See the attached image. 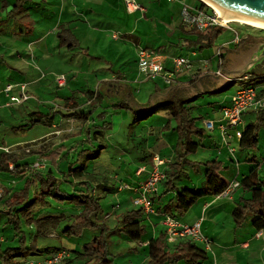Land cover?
<instances>
[{
	"label": "crops",
	"instance_id": "1",
	"mask_svg": "<svg viewBox=\"0 0 264 264\" xmlns=\"http://www.w3.org/2000/svg\"><path fill=\"white\" fill-rule=\"evenodd\" d=\"M14 1L0 0V58L2 50L9 47L10 55L21 61L23 65L29 66V63L25 61L28 55L32 58L42 59L51 57L53 53L58 52L60 54L62 52L61 48L65 47L68 48L72 55L76 54L79 57L89 56L91 59L96 58L98 62H101L100 66L97 67L95 87L81 88L80 90L84 94L82 97L80 96L82 102L67 103L65 107L68 111L70 110L69 112L85 110L91 111V113L97 111L96 108L98 106L104 107L103 109L105 110L97 115V119H102L103 124H93L96 128L94 138L102 146H97L95 150L90 152H93L92 156L99 159L105 150L108 156L103 161L104 164L102 166L108 170H121L126 176L133 177L131 182L126 181L131 186L139 185L141 180L137 175L138 168L140 166L152 168L154 158L157 156L167 159V162L161 166L163 171L169 163L177 159L175 133L170 132L169 128L164 125L162 126L164 132L162 130H159V132L151 130L146 134L143 129L137 131L139 126L138 122H135L136 114L145 112L163 101L192 100L194 110L199 109L200 114L198 116H201L202 120H217L221 117L222 109L230 105L232 95L243 83L257 84L258 81L244 80L246 75L264 74V70L256 73L249 71L255 65L256 60L261 55H264V37L262 35H240L241 41L239 43H232V39L230 45L222 48V53L224 54L222 57L217 56V51L212 55L208 49L200 51L198 47L191 46L189 40L194 39L195 36H191L182 30L188 29L181 22L183 0H137L146 7L145 13L140 11L127 12L123 0H26L19 9L13 11ZM184 1L188 3V0ZM190 5L202 6V4L198 5V2ZM82 18H84L83 21L81 20ZM61 27L71 29L79 45L74 47L61 45L57 36ZM79 31H84L85 36L80 37ZM256 37L261 41L253 42ZM11 40L12 42L15 41V43L6 46L8 44L7 41ZM131 41L135 45L134 51L128 49L127 43ZM242 42L249 43L241 46ZM20 43L21 45H19ZM167 43L173 44L177 49H169L164 52L155 50L154 45L160 44L166 49ZM83 44L85 47H82ZM56 47L58 48L57 52L55 50ZM140 47L153 49L164 55L166 57V66L169 68L172 67V57L188 56L194 60L197 66L196 69L200 71L195 79L183 75L178 83L172 85H166L160 80L150 79L140 72L138 67L137 60ZM24 51L25 53H23ZM127 54L129 56L125 57ZM33 67L38 71L40 66L39 64H34ZM12 69L19 75L22 73L16 67H12ZM246 69H248V72L237 78ZM82 72V69L75 70V78H70V81L68 80V83L64 86L69 83L72 85L77 84ZM38 79L34 78L28 81L27 79L24 81L22 79L18 80V82H8L7 84L26 83L27 89L31 93V98L27 101H30L33 98L30 88ZM231 81L239 83L234 93L226 95L224 94L225 91L219 92ZM5 87L2 91L0 90V95L3 94L6 98H9L4 91ZM222 93L224 96L222 100H219L218 98H221L219 96ZM13 94H18V88L15 89ZM212 95H217V97H212ZM210 97L213 99H210ZM11 104L13 103L10 102L9 98L5 102V106L8 107ZM208 106L209 111L210 109L212 111L207 113L208 116H203V111ZM87 107L90 108L86 109ZM108 108H112V110ZM34 113L39 116L46 115L38 110H32L27 114L31 115ZM61 113L62 118L60 120H56V116L52 114L53 119L50 121H52L51 126L55 129V132L49 135L48 138H43V140L47 139L48 146L52 148L59 146L56 143L58 140H65L69 137L78 138L84 128H89L90 114L86 121H80L75 118L65 117V113ZM257 114L254 110L245 112L243 115L244 124L239 128L243 132V138L239 139L234 135L229 140L235 137V141L238 140L237 142L241 146L247 143L250 144L251 138L255 134ZM109 116L112 117L111 121L107 120ZM93 121H96V118H93ZM125 122H128L130 131L121 135ZM202 125L204 126L203 123ZM208 131L206 129V135L212 136ZM231 132L233 133L234 130L231 129ZM87 133L89 134L88 142L91 145L93 144L90 142L92 140L90 133L92 132L88 130ZM257 133L258 142L252 146L255 149L260 147V130ZM119 136L128 139V144L126 143L124 146ZM113 138L115 139L113 140ZM109 139L112 141L109 142ZM38 144L39 142L33 145L37 146ZM228 146H230V141ZM225 149L226 147H224L222 153L225 152ZM14 152L17 151L14 149ZM230 159L232 162L234 161L233 157ZM253 161L255 164H259V176H264V174L261 175L260 173L262 165H264V156L261 157V161H258L254 155ZM236 162L239 163L237 160ZM221 175L223 176L222 173ZM228 182L231 183L232 181ZM127 190H130L129 202L133 204V198L138 193L132 189ZM164 190L160 185L159 193L162 194ZM168 193L163 194L162 198L170 197V192ZM242 195L247 194L235 189L227 194L223 193L200 199L180 218V222L188 225L200 223L202 233L220 247L214 253L210 250V254L214 255L215 259L216 254L224 249L226 252L233 250V264H264V229L255 227L253 224L254 215L249 214L240 226H236L232 217L236 200ZM109 213L107 212L106 215ZM157 214L146 215L148 217L146 221L148 225L147 234L144 240L137 242L139 246L149 247L148 255L154 262L158 259L152 244V240L158 231L155 221L160 222L162 219V215L160 213ZM230 216L232 222L229 221V224L224 223L225 218ZM0 241H4V239L0 238ZM196 242L201 243L205 249L202 241ZM61 248H73V244L69 241ZM33 264H40V261L37 263L33 262ZM206 264L209 263L206 262ZM217 264L220 263L217 261Z\"/></svg>",
	"mask_w": 264,
	"mask_h": 264
},
{
	"label": "rangeland",
	"instance_id": "2",
	"mask_svg": "<svg viewBox=\"0 0 264 264\" xmlns=\"http://www.w3.org/2000/svg\"><path fill=\"white\" fill-rule=\"evenodd\" d=\"M195 2H198V5L201 4L200 0H188V4H193ZM81 20L83 21L84 18H82ZM247 25L244 23L240 24V22L231 23V26L235 28L241 36L245 34H261L264 37V30H261L262 28ZM219 28L221 29V31L213 40L212 45L207 48L212 55L220 47L230 42L236 36L234 31H232L231 29L225 27ZM78 34L80 37L85 36L84 31H79ZM12 40L7 41L8 44H6V46L15 43V41L12 42ZM255 41L259 42L261 40L256 37L253 39V42ZM247 43L249 42H242L240 45L243 46ZM19 45H21V43ZM127 45L130 51H134L135 45L133 41L128 42ZM166 46L167 47L165 49L163 45H154L155 50H157L158 52H164L166 50L174 48L177 49V47H175L171 43H167ZM82 47H85V45L83 44ZM57 49L58 48L56 47V52ZM25 51L23 53H25ZM61 51L62 52L60 54H58V52L53 53L51 57L42 59L32 58L28 55L25 59V61L29 63L28 66L26 64L23 65L21 61L17 60L15 57H13V55H10L11 53L9 47L2 50V56L0 58L1 91L8 82H18V80L22 79L23 81L26 79L28 81L33 80L34 78L38 79V77L39 79L30 88V91L33 94V98L26 103H13L11 104V106L7 107L5 106V102L8 101L9 98H6L3 94L0 95V146L3 145L4 147L13 148L17 151V153H20L22 151L29 152L25 149L28 148V145H30L29 147L36 149L40 148L42 144H44V147H47L48 141L47 139L43 140V138H48L49 135L55 132V129L52 126L43 123H38L34 126H31V124H29L30 118H33L35 116L34 114L36 113L32 115H28L27 113L32 110H38L39 112H43L44 114L51 113L56 116V120H60L62 118L61 112L68 113L70 111H68V109L65 107L67 103L72 104L75 101H78L79 103L82 102L80 96L82 97L84 94H82L83 91L80 90L81 88L88 89L95 87L94 84L97 82V67L100 66L101 62H98L96 58L91 59L89 56L79 57V55L76 54L72 55L69 52L68 48L65 47H62ZM127 56H129V54L125 55V57ZM34 64H39L40 67L38 71L33 67ZM12 67H16L17 69L21 70L22 73L19 75L17 72H15L14 69H12ZM77 69L83 70L82 74L79 76L77 84L72 85L71 83H69L66 86H58L57 83L54 82L56 81L58 76L64 75L68 83V80L70 81V78H75V70ZM238 85L239 83L237 81H233L230 85V88L225 91L224 94L230 95L234 93ZM29 94L31 93L29 92ZM224 94L222 93V95L219 96L221 98L218 99L222 100ZM217 95H212V97H217ZM212 97H210V99H213ZM89 108L90 107H87L86 109ZM103 108L104 107L98 106L96 108L97 111H94L90 114V129L84 128L83 132H81L78 138L69 137L65 140L60 139L56 142L59 146L64 145L65 149L63 154L65 156L62 163L60 164L61 171H59L56 167L55 174L62 179L61 188L68 192H73L75 188H78L77 186H73L76 181L83 179L89 181L90 186L94 188V193L99 196L101 203V208L97 213L93 215V220L97 223L105 222V224H108V226L112 229L118 226V223L120 222V219L122 217L121 214L124 211L134 208V205L129 202L130 190H127L125 188V184H128L126 183V181L131 182L133 180V177L126 176V174H124V172L121 170H108L103 167V161H105L108 156L105 150L103 151L99 159L95 156L92 157L93 152L90 151L95 150L97 146H102L97 142L96 138H94V136L96 135V132H94L96 128L93 124H103L102 119H97V115L99 114V112L105 110ZM108 109L112 110V108ZM210 111H212V109H210ZM210 111L209 106L206 107L203 111V116H208L207 113H210ZM199 114V109H195L194 115L198 116ZM93 118H96V121H93ZM169 119V114L159 111L158 113L150 116L148 119L138 123L139 127L137 128V131L143 129V131H146V134L151 130L158 132L159 130H162L164 132L162 126H165ZM107 120L111 121L112 117L109 116ZM88 130L92 132L90 133V137L92 138L90 142L93 143L91 145L88 141H82L84 138L89 137V134L87 133ZM129 131L130 128L128 127V122H125L122 128L121 135L122 133H129ZM263 131L264 128H261L259 135L260 147L258 149L249 146L248 143L241 146L237 142L238 140L235 141V137L232 140H229L230 146H227L219 129H216L214 132L208 131L212 136L206 135L202 140L196 139L200 142V146L196 153L189 156L190 159L195 161V164L193 166H187L184 168L183 173L177 180L178 188L189 186L192 189L198 191L203 190L205 187V182L204 167L202 163L206 160L214 158H218L223 162L221 173L226 180L234 181L236 177L237 179H241L244 174H246L251 168L255 166V163L253 161L254 155L257 157L258 161H261V157L264 156V147H262V145H264ZM120 137L121 136H119V138ZM114 139L115 138H113V140ZM127 140L128 139L121 137V142L124 144V146L127 143ZM108 141L111 142L112 140L109 139ZM33 142H39V144L37 146H34ZM224 147H226V149L225 152L222 153V151H224ZM230 147L235 148V157L238 158L239 163L235 160L233 162L231 161L230 158L233 157V154L230 151ZM83 149L85 150L82 151ZM39 155L28 153L26 154V156H24L21 163L33 164L37 160ZM45 160L47 162V167L50 166L51 162L47 158H45ZM80 166L84 167V169L82 170V177H74L73 174L76 173H73L70 169H75ZM263 166L264 165H262V168L260 170L261 175L264 174ZM26 172V175L28 176L30 168H28ZM64 175H66V178H64ZM116 175H118V177H116ZM27 176H19L8 171H0V190L2 191V193L9 194H11L13 191L20 190L23 187ZM118 189L120 190L118 191ZM77 212L78 209L70 203L61 204L51 200V204L47 206H37L35 215L37 217H42L49 214L55 215L59 213ZM107 212H110L109 215H106ZM7 218L8 217L6 214L0 213V238L5 239V241L0 242L1 253L8 246H23L24 244L29 245L35 233V227L27 224L22 225V233L17 232V230H15L9 223H7ZM231 219V216L226 217L224 223L229 224V221L232 222ZM158 227L164 229L165 225L161 222ZM97 234V229L89 228L86 229L81 236L67 239L62 236L61 230L59 229L51 235L40 236L38 238L37 252L28 255L26 258H16L10 263L7 262L4 264H33V262L37 263L39 261L40 264H48L46 259L49 257V254L45 252L46 248L62 247L66 242L70 241L73 244L74 248L81 249L84 243L93 240V238ZM22 236H24L25 239L21 242L19 238ZM197 245L199 247H203L201 243L197 242ZM216 246V249L212 250V253L219 250L220 247L217 243ZM109 249L114 254L116 262L120 264H141L143 262L145 264H154L153 259L148 255L149 247H142L139 246L135 241L129 239L127 240L123 232L119 231L118 229L112 232L109 236ZM210 253L211 251L209 250L208 259L206 261L209 264H217V261L220 264H233V250H229L226 252L224 249H222L221 252L216 254V259L215 256ZM0 264H2L1 258ZM171 264L184 263L180 261L178 263Z\"/></svg>",
	"mask_w": 264,
	"mask_h": 264
},
{
	"label": "trees",
	"instance_id": "3",
	"mask_svg": "<svg viewBox=\"0 0 264 264\" xmlns=\"http://www.w3.org/2000/svg\"><path fill=\"white\" fill-rule=\"evenodd\" d=\"M25 1L15 0L12 10L19 9ZM200 2L202 6L205 5L202 1ZM182 30L191 36H195L194 39L189 40L190 45L198 47L200 51L209 48L215 37L221 31L220 28L215 27L206 29L205 31H199L193 28ZM57 36L61 45H67L68 47L79 45V42L69 28L61 27ZM223 55L221 53L220 56L222 57ZM232 82L220 89L219 92L226 91ZM159 111L169 114L170 119L165 126L169 128L170 132L175 133L177 141V159L167 165V168L164 169V177L160 180V185L165 190L162 194L157 192L152 196L156 215H158L157 213L162 215L161 221L163 223L166 216L180 221V218L200 199L223 194L230 182L221 175L222 162L218 159H212L202 163L205 182L203 190L198 191L189 186L178 188L177 180L183 173L184 167L195 164V161L190 159L189 156L196 153L200 146V142L196 139L202 140L206 136V129L202 125L204 120H202L203 118L201 116L194 115L192 100H184L160 102L147 111L136 114L135 122L140 123ZM255 112L258 113L255 121L256 129L249 146L256 145L258 142L257 132L261 128H264V108ZM89 114H91V111L76 110L65 113V116L86 121L89 118ZM34 115L29 122L31 126L38 123L51 126L52 121L50 120L53 119L52 114L39 116L36 113ZM88 140L89 138H84L82 141L87 142ZM37 143L35 142L33 144ZM29 146V152L0 151V171H8L19 176H27L26 171L30 168V172L20 190L13 191L11 194L0 193V213L7 215V223L19 233H22L21 227L23 224L35 227V233L29 245L8 246L2 253L0 252L2 264L10 263L20 257L26 258L28 255L37 252L38 238L40 236L51 235L60 229L62 236L70 239L81 236L89 228L97 229L98 234L93 240L84 243L81 249L74 247L69 249L48 247L45 249V252L51 256L46 260L52 259L61 251H66L68 256L56 264H120L116 262L114 254L109 249V236L113 231L118 229L129 240L135 242L144 240L147 234L148 225L146 221L148 217L143 211V208L133 203L135 207L123 212L119 225L112 229L105 222H95L93 215L100 210L101 203L99 196L94 193V188L90 186V182L84 179L76 181L73 186H77L78 188H75L73 192H68L61 188L62 179L55 174L56 167L61 171L60 164L65 156L63 154L65 149L64 145L56 148L44 147L42 145L38 149ZM28 153L40 154L38 158H47L51 162L50 166L44 170H33L32 163H21L24 156ZM233 158V160L239 161L235 156ZM10 163L13 164V169L9 168ZM258 168L259 164H255L241 179H236L239 181V186L235 189L247 194L240 196L236 200L232 212L236 226H240L249 214H253L255 216L253 221L255 227L257 229H264V176H259ZM83 169L84 167L80 166L75 169L71 168L70 170L76 173L73 174L74 177H82ZM65 176L64 178H66ZM168 192H170L171 196L162 198V195L169 194ZM51 200L61 204L70 203L78 209V212L49 214L37 217L35 215L37 206H47L51 204ZM160 222L155 221V225L159 226ZM19 239L22 242L25 237L22 236ZM168 241L165 227L164 229L158 227L157 234L152 240V244L158 255L156 262L153 261L154 264H171L180 261L184 264H206L208 251L203 247H199L196 241L187 237H180L175 242L169 241V243Z\"/></svg>",
	"mask_w": 264,
	"mask_h": 264
},
{
	"label": "built area",
	"instance_id": "4",
	"mask_svg": "<svg viewBox=\"0 0 264 264\" xmlns=\"http://www.w3.org/2000/svg\"><path fill=\"white\" fill-rule=\"evenodd\" d=\"M123 1L126 11L129 13H134L136 11L142 13L146 12V7L141 5L137 0ZM203 3L205 5L196 7L183 0L181 7L182 25L199 31H205L206 29L213 27H225L234 31L236 35L231 42L239 43L241 41V36L240 33L231 26L232 21H225L219 16L213 7L205 2ZM231 42H228L224 46L230 45ZM224 46L217 50V56L221 55ZM171 61L172 67L169 68L166 66V57L164 55L153 49L144 47H140L138 50L137 63L140 72L144 73L148 78L160 80L166 85L178 83L183 75L195 79L200 71L196 69L197 66L194 63V60L190 59L188 56H174L171 58ZM244 78V80H255L258 82L257 84L243 83L232 95L230 105L225 106L222 109V114L219 119H206L203 121L207 130H220L227 146L229 138L234 135L239 139L243 138V132L238 127L244 124V113L248 110L259 111L264 108V74H250L246 75ZM56 82L59 86H63L67 83V79L64 75H61L57 77ZM17 88L18 94H13ZM4 91L9 96L11 103H22L31 98L26 83H9L6 85ZM231 129L234 130L233 133L231 132ZM25 149L26 151H29L28 148ZM0 151L14 152V149L0 146ZM230 151L233 156H235V148L230 147ZM166 162L167 159L157 156L154 158V165L152 168L146 166H140L138 168L137 175L141 178L139 185L133 187L130 184H125L126 189H132L138 193L137 196L133 198V203L142 207L147 215L156 214L152 196L159 192L160 180L164 177V171L161 169V166ZM9 168L13 169L12 163L9 164ZM46 168L47 162L44 157L37 158L32 164L33 170H44ZM237 186H239V181L235 179L229 184L224 193L227 194L232 192ZM0 193H2V191ZM163 224L165 225L167 238L171 242L177 241L180 237H187L193 241H202L206 250L212 251L217 247L216 243L202 233L200 223L188 225L173 217L166 216L163 220ZM66 256H68V253L66 251H61L52 259L47 260V262L48 264H56Z\"/></svg>",
	"mask_w": 264,
	"mask_h": 264
},
{
	"label": "water",
	"instance_id": "5",
	"mask_svg": "<svg viewBox=\"0 0 264 264\" xmlns=\"http://www.w3.org/2000/svg\"><path fill=\"white\" fill-rule=\"evenodd\" d=\"M208 1L219 6L220 8L225 10L226 13L228 14L249 18L264 23V0H208ZM263 57L264 55H261V57L256 60L255 64L261 61ZM247 72L248 69H246L240 75H238L237 78L245 75Z\"/></svg>",
	"mask_w": 264,
	"mask_h": 264
},
{
	"label": "bare ground",
	"instance_id": "6",
	"mask_svg": "<svg viewBox=\"0 0 264 264\" xmlns=\"http://www.w3.org/2000/svg\"><path fill=\"white\" fill-rule=\"evenodd\" d=\"M203 1L208 3L211 7H213L216 10V12L219 14V16L221 18H223L225 21L240 22V23H244V24H248V25L257 27V28L264 29V23L263 22L253 20V19H249V18H244V17L237 16V15L228 14V13H226L225 10H223L219 6L215 5L214 3H212L208 0H203Z\"/></svg>",
	"mask_w": 264,
	"mask_h": 264
},
{
	"label": "flooded vegetation",
	"instance_id": "7",
	"mask_svg": "<svg viewBox=\"0 0 264 264\" xmlns=\"http://www.w3.org/2000/svg\"><path fill=\"white\" fill-rule=\"evenodd\" d=\"M263 70H264V57L261 61L256 63L249 71H251L252 73H256V72H261Z\"/></svg>",
	"mask_w": 264,
	"mask_h": 264
}]
</instances>
